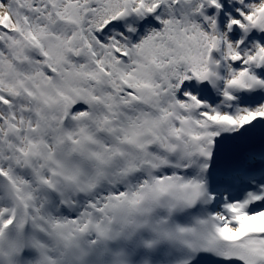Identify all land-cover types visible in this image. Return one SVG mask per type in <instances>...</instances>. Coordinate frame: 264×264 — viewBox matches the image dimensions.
<instances>
[{"label":"snow or ice","instance_id":"6c2138e0","mask_svg":"<svg viewBox=\"0 0 264 264\" xmlns=\"http://www.w3.org/2000/svg\"><path fill=\"white\" fill-rule=\"evenodd\" d=\"M0 264H264V0H0Z\"/></svg>","mask_w":264,"mask_h":264}]
</instances>
